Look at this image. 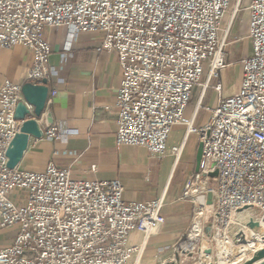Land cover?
<instances>
[{
    "label": "built area",
    "instance_id": "2783aa9c",
    "mask_svg": "<svg viewBox=\"0 0 264 264\" xmlns=\"http://www.w3.org/2000/svg\"><path fill=\"white\" fill-rule=\"evenodd\" d=\"M241 1L224 25L232 0H0V48L19 46L33 56L26 83L40 85L55 72L45 29L67 32L62 64L80 35H101L97 52L115 54L121 71L114 104L117 146L143 147L162 159L171 130L182 127V144L170 149L176 164L185 139L198 137L199 170L180 197L191 205V221L174 251L190 257L199 246L211 264L218 239L234 232L229 239L237 244L250 231L238 219L260 226L264 221V0H250L247 7L251 54L239 62L238 91L223 97L220 81ZM21 88L0 83V231L16 229L11 243L0 247V264H139L143 246L131 245L130 235L147 238L164 224V196L124 202L119 181L77 180L53 164L42 171L8 169L6 151L22 124L14 119L16 106L22 102L33 110ZM209 89L217 100L204 107ZM201 110L208 118L197 126ZM70 134L75 132L58 124L42 130L41 138L62 141Z\"/></svg>",
    "mask_w": 264,
    "mask_h": 264
},
{
    "label": "crops",
    "instance_id": "0c3cea01",
    "mask_svg": "<svg viewBox=\"0 0 264 264\" xmlns=\"http://www.w3.org/2000/svg\"><path fill=\"white\" fill-rule=\"evenodd\" d=\"M240 9L243 8L240 7L238 13ZM43 36L51 46L49 66L55 69L46 79L49 102L45 113H50L52 124L45 122L44 115L37 122L42 130L61 124L75 134L68 135L62 141L30 138L18 167L42 171L48 164H53L58 169L68 170L77 180L119 181L124 189V202H152L164 196V224L147 238L133 232L129 242L131 245L143 246L139 264H164L171 262L175 255L181 264H190L194 258L179 256L174 248L187 233L191 221V205L181 201L180 197L187 178L196 173L195 156L200 143L198 137L195 135L197 145L191 169L173 185L172 175L177 163L170 149L182 144L184 129L175 127L171 130L167 139V152L162 159L151 157L143 147L117 146V111L114 104L121 71L116 55L97 52L102 39L100 34H82L72 43L69 51L71 56L62 64L60 57L64 53L66 30L45 29ZM249 46L248 55L242 58L251 54L250 41ZM32 65L30 50L19 46L7 50L0 48V83L9 80L19 85L25 84L26 74ZM221 75L225 77V70ZM238 89L239 86L227 92L223 87L222 96H232ZM192 110L189 107L188 116ZM202 111L204 117L199 120ZM198 117L195 122L197 126L204 124L208 118L204 110L199 112ZM91 166H95V172H91ZM219 260L215 253L213 261Z\"/></svg>",
    "mask_w": 264,
    "mask_h": 264
},
{
    "label": "rangeland",
    "instance_id": "374dc122",
    "mask_svg": "<svg viewBox=\"0 0 264 264\" xmlns=\"http://www.w3.org/2000/svg\"><path fill=\"white\" fill-rule=\"evenodd\" d=\"M236 0H232L230 9L228 10L226 14V18L224 20V25L229 21V19L232 17V14L234 12V5H235ZM250 0H242L241 1V8L240 12L238 15L234 18L233 23H232V28H231V33L228 38L229 45L226 49V59L227 62L229 63V66L225 69V77L221 75L220 81L224 87V90L229 92L233 90L234 88H237L240 85V74H241V65L239 63L240 58L243 56L248 55L249 53V41L246 38V22H247V12L246 8L248 7ZM243 59V58H242ZM241 59V60H242ZM199 94V90L196 89L194 92V96L192 99V102L190 104V110H192L196 104V100ZM205 100H204V106H213L215 99H216V93L212 90L209 89L206 94H205ZM202 117H204L203 111L200 113L198 119L200 120ZM197 145V138L195 135H190L185 143L183 153L180 156L177 165L173 171L172 175V184L174 185L178 180L182 179L185 177L189 170L191 169V164L193 161L194 157V151ZM210 184L212 185L213 183L210 181ZM232 232L229 236L231 239ZM264 233V232H263ZM16 235V229H5L0 231V247L6 246L11 243L12 239ZM264 243V242H263ZM263 243H255L254 246H250L249 249H247L246 253L250 254V257L252 254L263 247ZM243 243H237L235 245H239ZM233 246V245H232ZM199 246L195 247L193 253L191 254V258H194V260L190 261V264H201L200 257L201 253L198 251ZM235 247L233 246V250ZM177 253L184 254L186 255L187 253L181 252L180 248H177ZM203 253V252H202ZM219 253V249L217 251V255ZM187 257V256H186ZM189 257V256H188ZM221 255H219L220 259ZM250 257H245L242 259V261L249 260ZM220 261H213L217 262L216 264H220ZM241 262V260H240ZM212 263V259H211ZM162 264V263H159Z\"/></svg>",
    "mask_w": 264,
    "mask_h": 264
},
{
    "label": "water",
    "instance_id": "95a60500",
    "mask_svg": "<svg viewBox=\"0 0 264 264\" xmlns=\"http://www.w3.org/2000/svg\"><path fill=\"white\" fill-rule=\"evenodd\" d=\"M22 96L24 102L33 108L32 112L27 110L25 105L20 102L17 104L14 119L18 122H22L19 132L14 136V138L9 143V146L6 151L7 168L13 170L17 168L24 156V153L27 151L28 143L30 138L40 139L42 137V129L38 124V120L45 116V122L49 125L52 124V119L50 113H45V108L47 104L48 97V88L46 86V80H43L40 85H33L30 83H25L21 88ZM202 156V143H199L196 156H195V165L196 172L199 170V165ZM208 205L211 204V195L207 196ZM237 222L245 223L246 227L250 230L256 232L259 231V234L263 237V228L256 222H253L251 219L245 218L244 221L238 219ZM210 226L209 224L204 228L205 236H209ZM239 240L241 243L246 244V237L241 234L239 235ZM209 252H207L208 254ZM264 260V249L254 252L249 260L237 263V264H258ZM164 264H180L178 256L175 255L174 259L171 262H166Z\"/></svg>",
    "mask_w": 264,
    "mask_h": 264
},
{
    "label": "bare ground",
    "instance_id": "6f19581e",
    "mask_svg": "<svg viewBox=\"0 0 264 264\" xmlns=\"http://www.w3.org/2000/svg\"><path fill=\"white\" fill-rule=\"evenodd\" d=\"M196 193H197V189H193L190 194L192 196H194ZM243 225H245V223ZM260 227L263 228V230H264V221L261 222ZM194 236H195V233H193L191 235L190 240H192ZM245 237L247 239V243L246 244L243 243V244H239V245H235L234 243H232L229 238L217 240V246L219 249L218 257H219V255H221L220 264H237V263H240V260L244 259L245 257H250V254L246 253V251H247V249H249V247L251 245L254 246L255 243L261 244L264 242V233H263V237H262L258 231L254 232L252 230H250V231L247 230L245 233ZM232 245L235 247H238V248H235L233 250ZM263 247H264V245H263ZM261 249H264V248L261 247ZM211 259H212V257L210 255L205 254L204 252L202 253V255L200 257V261L202 264H211ZM258 264H264V260Z\"/></svg>",
    "mask_w": 264,
    "mask_h": 264
}]
</instances>
